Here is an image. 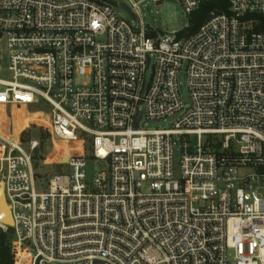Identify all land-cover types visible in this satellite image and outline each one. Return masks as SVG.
<instances>
[{
  "label": "built area",
  "instance_id": "built-area-1",
  "mask_svg": "<svg viewBox=\"0 0 264 264\" xmlns=\"http://www.w3.org/2000/svg\"><path fill=\"white\" fill-rule=\"evenodd\" d=\"M147 1L164 0L120 3L127 20L111 0H0L11 264H264V0H178L222 8L162 37ZM31 125L54 146L44 169L71 176L37 173ZM88 158L104 164L91 180Z\"/></svg>",
  "mask_w": 264,
  "mask_h": 264
},
{
  "label": "rangeland",
  "instance_id": "rangeland-1",
  "mask_svg": "<svg viewBox=\"0 0 264 264\" xmlns=\"http://www.w3.org/2000/svg\"><path fill=\"white\" fill-rule=\"evenodd\" d=\"M125 2L128 4L127 0H111V3L114 6H117L118 13L125 19L129 20V15L119 8V4ZM140 17L144 25L158 37H162L165 35H172L173 33H182L190 27L191 15H188L183 6L180 4L178 0H164L159 6L151 1L144 2L140 5ZM4 78H9L8 74L3 76ZM180 83V95L185 106V109H188L191 105L190 92L187 86V79L184 73H181L179 76ZM31 109V108H29ZM21 114V112H19ZM34 118V117H33ZM175 121V118H168L167 120H157V121H148L147 129L155 130V129H167L170 128L172 123ZM30 120H23L22 117L19 119V123H22L24 127L28 126ZM39 130V131H38ZM31 136H28L26 141L31 139H38L37 136L39 132H44L43 129H38L36 125H31V129H29ZM66 145H62L56 143L55 155H58L61 150L66 149ZM54 151V146L49 144L46 147V155L51 154ZM104 164L102 162H98L94 159L88 158V179H93L101 167ZM47 176L48 175H65L71 176L72 169L70 167L63 166H52L47 169H43L42 171ZM13 230H11V233ZM230 264H234L231 262Z\"/></svg>",
  "mask_w": 264,
  "mask_h": 264
},
{
  "label": "trees",
  "instance_id": "trees-1",
  "mask_svg": "<svg viewBox=\"0 0 264 264\" xmlns=\"http://www.w3.org/2000/svg\"><path fill=\"white\" fill-rule=\"evenodd\" d=\"M222 8L221 5L217 3H207L203 5L199 11L191 14L190 27L186 30V35H191L197 32L202 24H204L212 13H216L217 9ZM257 31H264V22L260 27L257 28ZM27 132L24 135L25 141L28 136H31ZM40 145L39 148L34 153V165L37 173L44 169L42 166V161L46 157V147L51 144L50 137L45 132H39L37 136ZM11 242H12V233L11 232H2L0 231V262L1 264H11Z\"/></svg>",
  "mask_w": 264,
  "mask_h": 264
},
{
  "label": "water",
  "instance_id": "water-1",
  "mask_svg": "<svg viewBox=\"0 0 264 264\" xmlns=\"http://www.w3.org/2000/svg\"><path fill=\"white\" fill-rule=\"evenodd\" d=\"M121 7L125 10H128L125 5H121ZM129 11V10H128ZM141 118V114L138 115L137 120H136V125L135 127L137 128L138 122ZM0 222L4 225L7 226H13V219L11 215V210L9 205L6 202L5 199V194H4V184H0ZM95 264H101L100 262H95Z\"/></svg>",
  "mask_w": 264,
  "mask_h": 264
}]
</instances>
